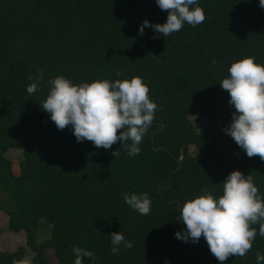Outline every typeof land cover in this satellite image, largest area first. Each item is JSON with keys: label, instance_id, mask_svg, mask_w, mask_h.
<instances>
[{"label": "trees", "instance_id": "trees-1", "mask_svg": "<svg viewBox=\"0 0 264 264\" xmlns=\"http://www.w3.org/2000/svg\"><path fill=\"white\" fill-rule=\"evenodd\" d=\"M196 6L204 10L202 24L185 23L163 37L150 27L138 32L145 19L166 22L155 0H0V211L12 231L24 230L30 264H52L47 248L54 264H74V246L93 252L94 264H220L203 236L197 243L176 238L186 231L180 203L204 189L222 195L221 183L236 170L250 174L264 198V161L249 158L223 131L235 108L219 85L234 61L254 57L264 65V8L259 0H197L190 7ZM37 70L44 79L29 95L28 77ZM58 75L73 84L140 77L158 107L139 154L128 156L119 141L110 149L77 142L71 126L58 130L40 105L47 81ZM195 112L205 119L200 131L189 119ZM10 148L22 151L17 174L4 156ZM125 193H147L151 212L131 209ZM39 218L51 234L36 243ZM253 227L252 249L224 264H257L264 237ZM113 232L132 248L122 244L113 255ZM24 253V246L0 249V264L25 260Z\"/></svg>", "mask_w": 264, "mask_h": 264}, {"label": "clouds", "instance_id": "clouds-1", "mask_svg": "<svg viewBox=\"0 0 264 264\" xmlns=\"http://www.w3.org/2000/svg\"><path fill=\"white\" fill-rule=\"evenodd\" d=\"M157 6L168 13L166 22L151 24L145 19L138 28L143 35L145 27L156 33L170 36L179 32L185 23L195 27L206 19L204 10L197 0H155ZM264 8V0H259ZM215 63V61H213ZM229 75L219 83L226 90L234 106L231 123L223 129L249 158L258 156L264 161V65L255 63L254 57L234 61L228 67ZM121 72L117 70L116 76ZM31 83L27 93L37 92L44 79L43 72L37 70L35 77L29 76ZM49 90L41 108L50 114L58 130L71 126L77 142L90 141L97 148L110 149L118 141L128 156L140 152L139 145L144 135L156 119L157 104L149 96V87L140 77L116 79L114 81L94 80L73 84L69 79L58 75L47 81ZM120 151L112 152L119 157ZM222 184V195L216 197L207 189L195 198L179 205V220L186 226L183 233H175L176 238L197 243L201 236L206 241L210 253L224 264L230 256L244 257L252 249L253 241L259 235L264 237V198L248 174L230 172ZM125 203L141 215L151 212L152 201L147 193L123 194ZM116 255L120 245L132 248V243L121 232L110 234ZM74 264H83L84 257L94 253L74 246ZM257 264H264V254H255ZM12 264H30L27 260H13Z\"/></svg>", "mask_w": 264, "mask_h": 264}, {"label": "rangeland", "instance_id": "rangeland-1", "mask_svg": "<svg viewBox=\"0 0 264 264\" xmlns=\"http://www.w3.org/2000/svg\"><path fill=\"white\" fill-rule=\"evenodd\" d=\"M191 123L194 125L195 129L200 131L205 127V119L200 116L198 112L189 116ZM188 152L190 154H195L196 148L194 145L188 146ZM4 156L10 162L11 171L14 174L18 173L19 163L23 159L22 151L20 148H10L5 153ZM51 234V225L45 218H39L37 221V229L35 232V242L40 243L46 240ZM18 246L25 247L24 259L29 260L34 252L26 244V235L24 230L19 229L18 231H12L8 226V215L0 211V249L12 251ZM46 256L50 263H56L57 259L55 257L52 248H47L45 250Z\"/></svg>", "mask_w": 264, "mask_h": 264}, {"label": "water", "instance_id": "water-1", "mask_svg": "<svg viewBox=\"0 0 264 264\" xmlns=\"http://www.w3.org/2000/svg\"><path fill=\"white\" fill-rule=\"evenodd\" d=\"M151 52H152V50H151Z\"/></svg>", "mask_w": 264, "mask_h": 264}]
</instances>
